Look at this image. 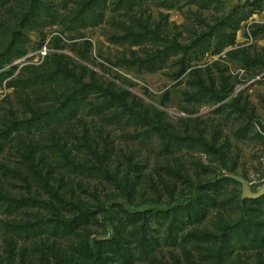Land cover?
Wrapping results in <instances>:
<instances>
[{
  "label": "rangeland",
  "instance_id": "rangeland-1",
  "mask_svg": "<svg viewBox=\"0 0 264 264\" xmlns=\"http://www.w3.org/2000/svg\"><path fill=\"white\" fill-rule=\"evenodd\" d=\"M3 1L0 264H264V0Z\"/></svg>",
  "mask_w": 264,
  "mask_h": 264
},
{
  "label": "trees",
  "instance_id": "trees-1",
  "mask_svg": "<svg viewBox=\"0 0 264 264\" xmlns=\"http://www.w3.org/2000/svg\"><path fill=\"white\" fill-rule=\"evenodd\" d=\"M6 1V0H5ZM1 5H4V1L1 3L0 2V6ZM37 18H38V16H36ZM37 18H34V19H37ZM58 18V17H57ZM41 75H40V79H41ZM66 78H69L68 76H65ZM65 77H63L62 79H61V84L63 85V84H65L66 82H67V80H66V78ZM41 81H44V82H47L48 81V79L47 80H41ZM80 84H81V86H83V91H86V94H85V96H83V97H87V98H89V96L90 95H92V94H95V92L97 91V89H101V87H99V85H95V84H82V82H80ZM120 99V98H119ZM121 101L123 102V104L124 105H126V102L125 101H123V99L121 98ZM192 201H194V204H193V202H191V203H189L186 207V210H188V208H194L196 205H197V201H199V199H194V200H192ZM244 206L243 205H241V206H243L244 208H246L245 206H247V201H244ZM81 208H83V209H85L86 210V215L88 216V215H92V214H94V212H92V210H90L88 207H86L85 205H81L80 206ZM242 207V208H243ZM243 208V214L244 213H246L245 212V209ZM84 210V211H85ZM83 211V212H84ZM204 211H206V209H203L201 212H199V214H201L202 212H204ZM81 214H82V212H81ZM199 216H202V214L201 215H199ZM202 218V217H201ZM247 223L244 221V220H242V217L236 222V223H232V224H227L223 229H224V232H228V231H230V230H232V229H234V228H236V227H242V226H244V225H246ZM190 236H193V237H196V236H200V239L203 241V242H205V243H211L212 241H213V239H215V238H217V236H215V234H212V233H197V232H193V233H191V235ZM220 237H222V239L223 240H225L226 241V235H220ZM92 264H99V258L97 257V256H95V258H94V260L92 259V262H91Z\"/></svg>",
  "mask_w": 264,
  "mask_h": 264
},
{
  "label": "water",
  "instance_id": "water-1",
  "mask_svg": "<svg viewBox=\"0 0 264 264\" xmlns=\"http://www.w3.org/2000/svg\"><path fill=\"white\" fill-rule=\"evenodd\" d=\"M234 178L236 181H238L242 185L245 198L257 200V199L261 198L262 196H264V184H263L262 188H260L256 193H253L245 180L238 178V177H234Z\"/></svg>",
  "mask_w": 264,
  "mask_h": 264
},
{
  "label": "built area",
  "instance_id": "built-area-1",
  "mask_svg": "<svg viewBox=\"0 0 264 264\" xmlns=\"http://www.w3.org/2000/svg\"><path fill=\"white\" fill-rule=\"evenodd\" d=\"M48 49L46 47L40 49L37 54H36V59L32 62V64L34 65H39L41 63L44 62V60L47 58L48 56Z\"/></svg>",
  "mask_w": 264,
  "mask_h": 264
}]
</instances>
